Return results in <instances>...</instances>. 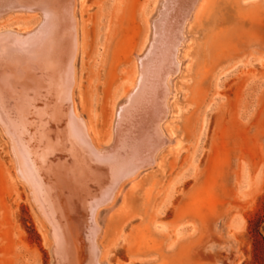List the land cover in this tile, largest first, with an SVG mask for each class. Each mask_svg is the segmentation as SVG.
<instances>
[{
    "label": "rangeland",
    "instance_id": "rangeland-1",
    "mask_svg": "<svg viewBox=\"0 0 264 264\" xmlns=\"http://www.w3.org/2000/svg\"><path fill=\"white\" fill-rule=\"evenodd\" d=\"M155 2L85 0L79 7L73 100L100 149L114 143L117 108L135 77ZM197 9L162 121L169 142L156 151L158 161L122 179L113 202L99 208L101 264H264V0H202ZM3 10L0 48L10 30L21 36L38 27L39 11ZM34 113L26 135L33 131L29 142L40 157L48 118ZM2 121L0 264H62L51 218L21 175L19 143ZM51 157L39 166L58 199ZM68 237V264H85L82 237Z\"/></svg>",
    "mask_w": 264,
    "mask_h": 264
},
{
    "label": "bare ground",
    "instance_id": "bare-ground-1",
    "mask_svg": "<svg viewBox=\"0 0 264 264\" xmlns=\"http://www.w3.org/2000/svg\"><path fill=\"white\" fill-rule=\"evenodd\" d=\"M84 1L0 0V13L7 8L40 12L37 28L24 30L21 36L10 30L7 33L11 38L0 48V115L19 143L15 151L23 160L21 163L18 159L21 175L39 193L38 196L33 192L45 209L40 206L41 210L46 211L42 213L51 218L62 264H68L70 235L82 237L85 255L81 257L85 256V264H101L96 241L102 231L99 208L113 202L122 179L134 176L140 168L154 162L156 151L169 142L162 121L173 99L174 75L183 65L182 52L190 34L188 26L202 0H155L143 47L135 55V77L125 101L117 108L116 137L107 150L93 144L73 100L80 59L79 9ZM32 112L48 118L43 122L46 126L43 153L53 155V163L57 158L53 176L61 190L58 199L41 174L39 164L45 156L38 157L34 152L31 144L35 139L28 136L34 135L33 131L26 135ZM55 152H63V160L59 161Z\"/></svg>",
    "mask_w": 264,
    "mask_h": 264
}]
</instances>
